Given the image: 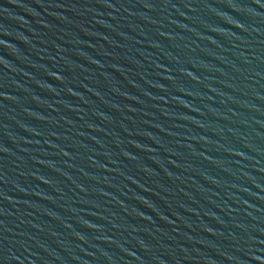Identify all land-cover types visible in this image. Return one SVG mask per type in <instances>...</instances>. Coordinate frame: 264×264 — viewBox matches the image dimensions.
Instances as JSON below:
<instances>
[{"label": "water", "instance_id": "obj_1", "mask_svg": "<svg viewBox=\"0 0 264 264\" xmlns=\"http://www.w3.org/2000/svg\"><path fill=\"white\" fill-rule=\"evenodd\" d=\"M0 264H264V0H0Z\"/></svg>", "mask_w": 264, "mask_h": 264}]
</instances>
